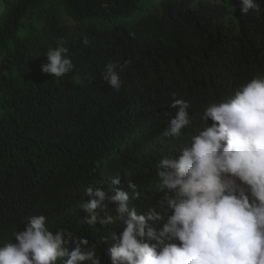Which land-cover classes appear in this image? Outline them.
Returning a JSON list of instances; mask_svg holds the SVG:
<instances>
[{"label": "trees", "instance_id": "trees-1", "mask_svg": "<svg viewBox=\"0 0 264 264\" xmlns=\"http://www.w3.org/2000/svg\"><path fill=\"white\" fill-rule=\"evenodd\" d=\"M259 3V14L243 15L240 0L14 2L0 24V245L18 243L15 233L43 214L49 230L86 237L102 264H112L111 235L119 237L128 218L114 212L116 192L106 190V207L97 210L113 217L111 224L83 223L80 207L92 198L86 188H108L106 173L122 169L102 153L142 119L154 122L169 96L184 97L203 123L210 101L226 100L254 73L264 76V0ZM61 39L74 68L54 77L41 65ZM109 62H118L119 91L103 78ZM133 154L157 163L175 152L141 146ZM103 163L105 170L95 171ZM121 176L130 179L127 167ZM115 188L128 187L121 180ZM137 202L147 207L142 197Z\"/></svg>", "mask_w": 264, "mask_h": 264}, {"label": "clouds", "instance_id": "clouds-1", "mask_svg": "<svg viewBox=\"0 0 264 264\" xmlns=\"http://www.w3.org/2000/svg\"><path fill=\"white\" fill-rule=\"evenodd\" d=\"M250 10L260 13L259 0H240V13ZM83 43H89L87 37ZM68 51L63 39L58 41L47 50L41 71L54 77L70 73ZM117 67L118 62H109L102 74L119 91ZM247 78L229 98L205 106L204 124L193 116L189 101L169 96L154 122L142 119L102 153L103 159L120 161L122 169L106 173L108 188H86L92 198L80 207L87 213L83 223L111 224L113 217L97 210L106 207V190L116 192L111 199L119 204L113 210L128 218L119 237L111 235L117 241L109 249L112 264H264V76ZM141 146L175 154L154 163L133 154ZM97 166L95 171L105 170ZM124 167L130 179L121 176ZM120 179L127 183L125 191L115 188ZM140 197L145 209L138 207ZM28 220L26 230L15 233L18 243L0 245V264H102L86 237L76 238L67 228L49 230L43 214Z\"/></svg>", "mask_w": 264, "mask_h": 264}, {"label": "rangeland", "instance_id": "rangeland-1", "mask_svg": "<svg viewBox=\"0 0 264 264\" xmlns=\"http://www.w3.org/2000/svg\"><path fill=\"white\" fill-rule=\"evenodd\" d=\"M17 0H2L3 2V11H0V24L2 22V19L4 16L7 14V12L10 10L11 6L13 5L14 2Z\"/></svg>", "mask_w": 264, "mask_h": 264}]
</instances>
